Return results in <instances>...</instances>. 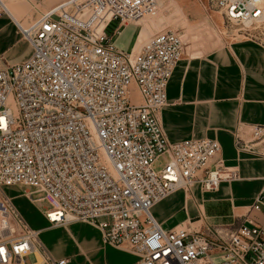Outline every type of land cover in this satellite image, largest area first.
I'll return each instance as SVG.
<instances>
[{"label":"built area","instance_id":"1","mask_svg":"<svg viewBox=\"0 0 264 264\" xmlns=\"http://www.w3.org/2000/svg\"><path fill=\"white\" fill-rule=\"evenodd\" d=\"M211 3L246 37L264 25V0ZM157 4L63 0L27 26L15 23L32 52L0 68V264L70 262L49 253L40 230L5 194L14 185L26 186L34 203L49 204L43 211L53 226H97L105 243L137 256L130 264H264V221L251 216L264 211V186L236 227L166 230L152 213L180 188L201 183L210 190L232 178L212 168L218 140L172 143L164 133L160 112L183 38L160 32L130 51L113 42ZM3 14L8 7L0 0Z\"/></svg>","mask_w":264,"mask_h":264},{"label":"crops","instance_id":"2","mask_svg":"<svg viewBox=\"0 0 264 264\" xmlns=\"http://www.w3.org/2000/svg\"><path fill=\"white\" fill-rule=\"evenodd\" d=\"M8 1L13 6L16 4L15 0ZM35 1L39 2V7H37L38 9L35 10L33 16L39 9H43V7L57 0ZM10 10L13 19L16 22H20L13 10L11 8ZM4 47L3 41H0V51ZM24 48V42L18 41L15 46L8 48L6 52L14 56L17 54V58L20 59L26 55ZM30 49L31 54V45ZM122 49L127 50L125 48ZM25 59L13 62L1 61L0 59V68L22 62ZM132 92L135 98L140 101L136 87L132 88ZM167 97L168 103L161 109L160 118L164 133L170 142L175 143L190 138L216 139L222 146V156L227 160L234 161L236 158V137L250 131L254 125L264 126V46L256 39L247 37L228 40L221 46L200 54L185 51L168 83ZM262 164H264V161L252 164L244 163L246 169L252 166L250 176L245 175L248 177L247 180L222 183L216 191H203L202 185L197 183L183 191L184 196L181 203H178L171 213L165 212V209L171 207V203L167 202V199L183 190L178 189L165 199L157 202L152 207V213L164 229L174 230L179 228L193 229L192 227L184 226L183 223L187 221L186 216L189 210L195 212L201 201L206 202L210 209L221 202L227 203L226 211L233 210L236 213L239 206H235L234 203L231 205V202L240 199L241 202L246 204L252 201L249 206L250 209L257 190L253 181H246L264 177ZM198 192L199 194H197ZM221 192H223L222 197H213L211 199L207 197L209 194ZM15 193L14 190V195L16 196ZM249 209L247 212H249ZM226 211L217 213L219 214L217 217H220L218 220L219 224L223 223L220 221L228 222L231 220L230 217L224 219L223 215ZM43 216L47 221V225L38 228L40 235H42L43 230L62 227L51 225L44 212ZM251 216L258 222L264 221V211L252 212ZM71 224H78V222ZM34 228L37 229V227ZM70 228L84 231L94 230L98 235V239H95V245L92 246V249L96 253H107L106 258L109 264H130L137 259L135 254L125 249H110L100 246L102 244L100 230L84 225ZM71 229H69L70 233L73 234L74 229L73 232ZM81 237L85 244L89 243L90 240L85 237L84 233H82ZM40 238L42 239L41 236ZM45 238L48 247L43 242L44 246L52 254L49 250V235L45 236ZM97 241L99 242L98 244L96 243Z\"/></svg>","mask_w":264,"mask_h":264},{"label":"rangeland","instance_id":"3","mask_svg":"<svg viewBox=\"0 0 264 264\" xmlns=\"http://www.w3.org/2000/svg\"><path fill=\"white\" fill-rule=\"evenodd\" d=\"M5 1L20 20V23L27 26L31 24L41 13L63 0H57L56 2L43 7V9H39L35 16H33V14L35 13V10L38 9L37 7H39V2L35 0H15L16 4L13 6L8 0ZM114 26L115 25H112L109 28V31H112ZM4 28H6V30H4ZM238 28H240L239 25L230 24L226 21L224 15L211 3V0H158L156 7H153V9L141 15L136 21L129 22L128 25L123 28L121 35L113 37V42L118 47H122L130 51L134 48V46L138 45L136 49L139 48L145 40L147 41L157 33L174 31L183 38L185 51L200 54L215 49L228 40L247 38L244 33H242L243 31L237 30ZM253 33L256 35L254 39L262 43L264 46V25L259 27L256 31L253 30ZM0 41H3L5 45L4 49L0 51L1 61L13 62L20 59L22 60L30 54L31 49L28 41L21 35L15 22L9 18L7 14H3L0 17ZM18 41L24 42V51H26V55L20 59L17 58V54L14 56L13 54L6 52V50L8 51V48L15 46ZM255 127L264 128L263 125H254L250 131L236 137V158L234 161L224 158L222 156V149L215 158L212 165L213 170H217L219 168L224 175L223 177L226 176L225 174L230 173L232 178L222 179L218 186L210 190L205 189L202 185L203 191H216L220 188L222 183L241 182L242 180L245 181L248 178L245 175L250 176L252 166L246 169L244 163L252 164L264 161V129L262 132L257 133ZM164 163L165 157H161L155 163L154 167L158 170ZM262 167H264V164H262ZM251 181L254 182L253 184H255L257 190V194L255 195L256 199L260 191L263 189L264 177L260 179L253 178L246 182ZM199 185H201V183H199ZM27 189L28 188L23 185H14L5 187L4 192L13 200L19 211L32 227H37V229L45 227L47 225V221L43 216V210L49 207V204L46 201L34 203L32 199L25 195L24 191ZM180 189L183 190L167 199V202L171 203V207L165 209V212L171 213L172 209L178 205V203H181L184 196L183 191H186L187 189ZM14 190L16 192V196L14 195ZM197 194H199V192ZM37 195L38 194H35L34 196L36 197ZM222 196L223 192L207 195L209 199ZM233 203L235 206H239L236 213L233 212V210L228 212L226 211L228 207L226 205L227 203L221 202L212 207V210L208 208L209 206L206 205V202L201 201L195 212L189 210L186 216L187 221L186 223H183V225L192 227L193 229L202 228L208 224L236 227L242 222L244 216L248 213L247 211L250 203H243L240 199H236L234 202H231V205H233ZM224 211H226L223 215L224 219L226 217H230L231 220L228 222L220 221L223 223L219 224L218 220L220 217H217V215H219L217 213ZM72 225H84L86 227L100 230L92 223L79 221L78 224H68L57 229L43 230L42 235H39L42 237L40 240H43L42 243L44 242L48 247L45 236L49 235L50 239L48 242L50 252L57 257H69L70 264H109L108 259L106 258L107 253H96L92 249V246L95 245V239H98V235L94 232V230L84 231L82 229L78 230L77 228H73V232V229L70 228L73 227ZM69 229H71L73 234L70 233ZM82 233H84L85 237L90 240L89 243H84L81 237ZM96 243L98 244L99 242L97 241ZM100 246L110 249H123L121 247L107 244L103 240ZM26 260L28 263L34 262L35 256H28Z\"/></svg>","mask_w":264,"mask_h":264},{"label":"bare ground","instance_id":"4","mask_svg":"<svg viewBox=\"0 0 264 264\" xmlns=\"http://www.w3.org/2000/svg\"><path fill=\"white\" fill-rule=\"evenodd\" d=\"M4 1V3L6 4V6L8 7V16L16 23V21L13 19V15H12V12H11V10H10V8H9V6H8V4H7V2L5 1V0H3ZM20 23V22H19ZM144 42H146V40L144 41ZM143 42V43H144ZM142 43V44H143ZM141 44V45H142ZM34 228V227H33ZM35 229V228H34ZM36 254H37V257H39L40 258V255H39V252L38 251H36Z\"/></svg>","mask_w":264,"mask_h":264}]
</instances>
